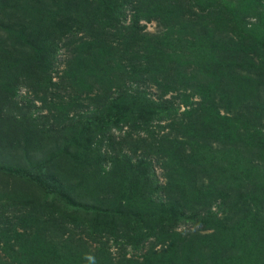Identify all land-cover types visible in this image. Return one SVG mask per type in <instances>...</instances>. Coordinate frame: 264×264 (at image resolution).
I'll return each instance as SVG.
<instances>
[{"label": "rangeland", "instance_id": "1", "mask_svg": "<svg viewBox=\"0 0 264 264\" xmlns=\"http://www.w3.org/2000/svg\"><path fill=\"white\" fill-rule=\"evenodd\" d=\"M91 1L85 8L77 0H0V264H264V198L259 204L253 198L258 187H241L242 172L214 169L231 182L204 191L192 186L203 200L185 212L167 202L163 191L156 192V182H166L171 145L150 146L169 134V121L119 98L126 83L134 87L128 82L132 77L119 72L109 88L100 86L98 78L118 68V54L105 53L109 47L81 30L98 19L99 29L92 32L111 46L119 34L115 29L102 38L97 34L108 29L112 4ZM139 23L149 33L161 28L155 18ZM187 55L176 64L167 60L166 82L160 89L151 86L152 99L183 93L198 99L180 70L191 64ZM43 56L51 61L40 72ZM108 90L114 99L105 106L100 96ZM223 109L219 112L229 115ZM183 110L180 105L177 116ZM142 113L149 118L140 120ZM218 129L214 126L212 138L221 135ZM183 134L179 140L194 145ZM8 166L42 183L14 175ZM101 173L109 184L99 179ZM146 178L152 192L142 198L139 188ZM127 202L158 217L128 221L130 215L122 214L131 209ZM255 207L258 214H249ZM243 215L251 226L238 227ZM244 235L247 245L239 240ZM182 237L191 240L184 254L177 243Z\"/></svg>", "mask_w": 264, "mask_h": 264}, {"label": "trees", "instance_id": "2", "mask_svg": "<svg viewBox=\"0 0 264 264\" xmlns=\"http://www.w3.org/2000/svg\"><path fill=\"white\" fill-rule=\"evenodd\" d=\"M94 2L77 0V4L85 8ZM110 3L112 6L106 12L108 29L98 30L97 34L102 38L110 33V29L117 30L119 35L116 39L119 41L116 45L111 46L92 32L99 29L98 19L86 24L81 32L92 41L100 40L99 46L109 47L105 53L114 50L118 54V68L105 72L100 77L103 79L98 78L100 86L109 88V82L119 72L132 77L128 82L134 87H127L126 83L127 89L120 88L119 98L124 96L127 102L152 108L169 121V134L161 138V143L150 146L152 150L159 146L166 148L167 143L171 145L168 154L171 165L165 175L166 182L157 181L159 190L156 192L163 191L167 202L185 212L203 200L204 194L197 189L192 191V186L197 184L204 191L203 188L231 182L215 172L214 169L219 167V170L224 168V172H242L241 187H258L253 198L261 204L259 197L264 198V0H111ZM140 18L147 21L155 18L161 28L157 33H149L145 26L140 25ZM127 20L130 21L128 25ZM121 34L125 35L122 37ZM184 47L191 48L186 50ZM186 53L191 64L179 68L188 88L197 90L198 99L191 101V95L184 93L171 98L161 95L152 99L151 86L160 89L166 82L167 60L172 58V63L176 64L175 60L185 57ZM42 58L38 63L40 72L47 71V62L51 61L49 56ZM110 58L112 56H109L111 61ZM113 94L108 90L100 96L105 106L109 99H114ZM180 105L184 110L177 116ZM219 108H224L229 115L221 114ZM138 118L146 120L149 113H142ZM214 126L220 128L221 137L212 138ZM178 130L179 133L185 131L183 137L204 151L200 153L194 145L180 141L179 133H175ZM240 136L248 137L249 142H241ZM213 140L215 146L212 145ZM249 156H254V159ZM6 170L42 183L20 167L8 166ZM99 179L104 184L110 183V178L104 173L99 174ZM139 191L142 198L150 195L151 181L146 178ZM107 204L102 202L105 211L110 210ZM127 206L131 209L122 214L130 215L128 221L156 220L158 217L156 213L151 216L137 204L127 202ZM256 210L255 207V211H249V214H255ZM238 220L241 222L238 227L243 224L251 226L252 221L245 215ZM168 230L172 237L177 236L173 227ZM239 240L245 245L250 241L246 235ZM251 242L254 243L253 240ZM177 243L184 254L191 240L182 237Z\"/></svg>", "mask_w": 264, "mask_h": 264}]
</instances>
